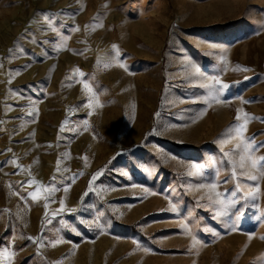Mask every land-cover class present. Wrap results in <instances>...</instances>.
Segmentation results:
<instances>
[{"label": "rangeland", "instance_id": "1", "mask_svg": "<svg viewBox=\"0 0 264 264\" xmlns=\"http://www.w3.org/2000/svg\"><path fill=\"white\" fill-rule=\"evenodd\" d=\"M246 115L264 0H0V264H264V178L252 201L224 135Z\"/></svg>", "mask_w": 264, "mask_h": 264}, {"label": "snow or ice", "instance_id": "2", "mask_svg": "<svg viewBox=\"0 0 264 264\" xmlns=\"http://www.w3.org/2000/svg\"><path fill=\"white\" fill-rule=\"evenodd\" d=\"M49 27H51V24H49ZM115 45H113V48L115 49ZM11 51V50H10ZM21 51H23L21 49ZM223 51V50H222ZM119 53L117 52V55ZM194 67V66H193ZM244 71H247V69H242ZM199 69H196V73H199ZM214 81V84H209V85H205V87H207L209 89V97L212 100H215L217 103H220L221 101L217 98L225 88L228 87V85L226 84H221V82L219 81V79L212 77L211 78ZM85 88L88 89L89 92H92L93 89L89 87L88 84L84 85ZM93 99L96 100L97 106H99V100H98V96H93ZM250 102V101H249ZM237 121L240 120V116L237 115L236 117ZM251 119H261V118H256V117H248L246 115V119L244 123H238V124H234L231 125L229 127V129L226 130L225 132V136L227 137H236L239 138L240 142L237 143L235 145V148L232 150L233 153H235L238 157L239 160H231L229 161L231 167H232V178L233 179H237V166H239V168L241 169L239 176L242 178H245L248 181H251L252 183L249 185L250 188L255 189L254 191H250L246 194V196L251 199L252 201H256L258 199V191H259V179L260 178H264V156H257V153L260 152L261 149H264V141H260L259 143H257L255 136L252 137H246L244 135V133L246 132V124L249 120ZM261 122H264V119H261ZM226 141L222 140L221 143H224ZM225 155H229V154H225ZM13 163H15V161H13ZM250 166V168L252 169H256L257 171H259V176L257 175H249L247 174L246 170H245V165ZM191 169H194L195 172H189V175H202V170L204 169V165L203 164H193L190 166ZM58 171H59V166H58ZM98 175V174H97ZM216 176H219V173H216ZM93 179H95V176L93 177ZM228 181L225 180L224 183H227ZM27 183L29 182H22L21 183V187H24ZM52 183L56 184L58 183L56 176L54 175L52 177ZM208 187L210 189L215 190L217 185L215 183H210L208 185ZM59 189L56 187H53L51 192L48 193V196L54 195L55 191H58ZM64 191H67V188L64 187L63 189ZM38 191V190H37ZM236 191H239V185H237V188L235 191H232L230 194L235 196L236 195ZM29 196H31L32 200H37L38 196L37 193H29ZM84 195H87V193H85ZM220 194L217 193V196H219ZM23 198V197H22ZM45 199L47 200V197H45ZM209 199L211 200L212 197L210 196ZM213 203H221V205L223 207H227L229 209H235V213L234 214H243V212L245 211L247 205H242L240 207H237V203L236 202H230L227 205H223V203L219 200L217 201H213ZM61 207L59 209V212H64V202L61 200L60 201ZM45 208H47V203H45ZM175 210V209H173ZM224 214L223 212L218 213V215H222ZM45 218L48 219V214L47 212L45 213ZM48 222L50 223V219L48 220ZM251 239V237H249ZM28 239L30 241H32L33 243L37 242V238L34 237H28ZM262 239H264V237H262ZM44 244L43 238L40 239V246L42 247ZM52 246H55V244H53ZM0 255L4 256V257H11L14 256L15 253H10L9 249L7 247L4 248H0ZM7 264H11V259L9 258L7 261Z\"/></svg>", "mask_w": 264, "mask_h": 264}]
</instances>
